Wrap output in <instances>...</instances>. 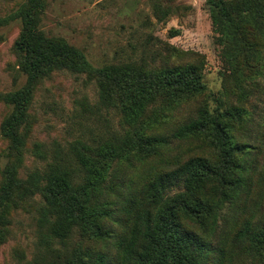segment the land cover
<instances>
[{
  "label": "trees",
  "instance_id": "1",
  "mask_svg": "<svg viewBox=\"0 0 264 264\" xmlns=\"http://www.w3.org/2000/svg\"><path fill=\"white\" fill-rule=\"evenodd\" d=\"M42 3L27 0L26 8L19 11L23 29L13 47L26 84L4 96L15 106L1 129L12 158L2 171L0 241L7 233L4 208L8 204L19 208L26 197L40 195L44 206L39 209V221L54 240L66 244L73 230L79 229L102 244L100 250L79 247L71 259L47 264H264V136L254 147L255 153L245 151V145L234 142L224 123L229 118L242 124L243 112L221 111L218 104L211 112L201 108L197 118L179 126L169 137L143 139L140 117L148 104L161 97L168 101L175 98L172 95L204 92L200 67L95 69L79 50L37 30L35 15ZM221 13L220 26L231 27L226 9ZM61 70L91 72L108 83L100 87V101L106 107L119 108L126 131L121 138L110 136L96 146L76 141L65 157L56 153L53 163L21 179L18 169L26 133L22 135L20 128L29 103L36 85ZM204 133L211 136L209 147L215 159L175 157L155 166L141 157L145 163L141 175L135 171L129 183H109L108 170L115 160L140 163V155L147 156L151 149ZM34 153L42 155L39 146H34ZM114 216L118 231L104 230L101 222Z\"/></svg>",
  "mask_w": 264,
  "mask_h": 264
},
{
  "label": "rangeland",
  "instance_id": "2",
  "mask_svg": "<svg viewBox=\"0 0 264 264\" xmlns=\"http://www.w3.org/2000/svg\"><path fill=\"white\" fill-rule=\"evenodd\" d=\"M42 1L35 15L37 30L79 50L95 69L125 65L146 71L177 65L200 67L204 92L172 95L175 98L168 101L161 97L148 104L140 117L143 139L169 137L179 126L197 118L201 108L211 112L219 104L221 111L243 112L242 124L229 118L224 123L230 127L234 142L255 153L254 147L264 136V0ZM26 2L0 0V185L2 171L12 158L1 134L2 123L15 106L4 96L26 84L13 47L23 29L19 11L26 8ZM223 8L231 27L219 24ZM107 84L91 72L61 70L51 72L36 85L20 128L26 135L19 178L26 179L35 169L53 163L56 153L65 157L76 141L96 146L110 136L122 137L126 128L119 108L106 107L99 98L100 87ZM210 142L211 136L204 133L199 138L173 140L167 147L147 149L150 153L140 155V163L115 160L108 170V181L114 186L132 181L135 171L141 175L145 169L141 157L155 166L175 157L215 159ZM35 145L42 151L40 157L34 153ZM121 191L125 194L124 185ZM42 206L43 197L33 195L19 208L9 204L4 208L8 224L5 239L0 241V264H47L71 259L79 247L102 249L101 243L82 235L79 229L73 230L66 244L54 240L39 221ZM101 226L118 231L115 216L104 219Z\"/></svg>",
  "mask_w": 264,
  "mask_h": 264
}]
</instances>
